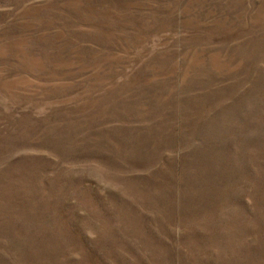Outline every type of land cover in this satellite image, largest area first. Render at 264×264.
Segmentation results:
<instances>
[{
  "label": "rangeland",
  "instance_id": "obj_1",
  "mask_svg": "<svg viewBox=\"0 0 264 264\" xmlns=\"http://www.w3.org/2000/svg\"><path fill=\"white\" fill-rule=\"evenodd\" d=\"M0 264H264V0H0Z\"/></svg>",
  "mask_w": 264,
  "mask_h": 264
}]
</instances>
